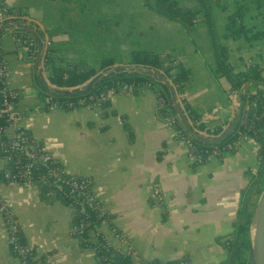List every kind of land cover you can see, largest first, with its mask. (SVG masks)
I'll return each instance as SVG.
<instances>
[{
  "label": "crops",
  "instance_id": "crops-1",
  "mask_svg": "<svg viewBox=\"0 0 264 264\" xmlns=\"http://www.w3.org/2000/svg\"><path fill=\"white\" fill-rule=\"evenodd\" d=\"M172 1L191 9V22L169 15L156 0H0L28 14L27 20L8 23V32L0 25V56L13 68L10 86L20 94L15 109L25 113L24 130L70 172L93 177L110 223L129 234L141 259L187 256L190 264H223L229 253L225 241L235 237L242 205L248 201L251 210L264 185L258 142H242L221 158L194 165L165 125L167 111L157 109L153 91L116 95L101 109H47L58 86L42 65L45 40L52 41L56 66L92 67L98 74L103 60L134 67L132 53L143 51L176 59L184 71V105L190 113L177 102L173 106L169 94L171 107L185 116L183 124L195 130L194 115L220 136L239 105L240 95H231L234 76L255 66L261 80H250L248 92L264 96V0ZM239 8L250 30L232 35L228 19ZM13 29L33 36L34 59L15 42ZM219 61L227 64L226 71L217 69ZM154 185L164 194L161 206L151 205ZM0 192L13 200L35 254L47 253L56 264H100L69 234L72 217L63 201L14 182L0 181ZM0 264H18L1 217Z\"/></svg>",
  "mask_w": 264,
  "mask_h": 264
},
{
  "label": "built area",
  "instance_id": "built-area-1",
  "mask_svg": "<svg viewBox=\"0 0 264 264\" xmlns=\"http://www.w3.org/2000/svg\"><path fill=\"white\" fill-rule=\"evenodd\" d=\"M27 19L28 14L25 12H20L8 4L0 5V25L3 29L5 28V31H10L11 27H7L9 22ZM13 38L18 45L27 47L29 58L36 57V41L29 32L24 29H13ZM44 45L42 65L48 70V61L53 55L52 41L47 39ZM76 67L82 66L72 64L65 66L68 69ZM177 68V60L168 56L160 60V66L155 70L165 78L175 94L176 102L185 111L184 80L175 79ZM168 69H170L169 72L166 71ZM12 74L13 68L0 56V109L5 121L4 124H0V181L35 187L43 196L63 201L72 217L69 234L79 239L100 264H121L115 260L114 255L126 259V264H190L191 260L187 256L171 261H147L140 258L129 234L110 223L107 206L95 191L93 177L70 172L42 141L24 130L22 120L25 118V113L15 109L20 94L18 90L10 86ZM241 85L235 87L231 95L245 94L248 97L250 94L248 89L241 88ZM58 88L71 89L72 87ZM147 91L155 93L157 109L167 111L163 118L164 123L171 129L176 143L184 148L186 158L194 165L207 164L214 158H221L225 152L234 150L242 142H257L259 116L251 112L250 101L246 100L244 104L242 103L239 128L234 129L228 136V140L224 143L206 145L195 141L185 130L177 114L170 110L169 92H166L162 83L151 78L116 80L104 88L76 94L73 98L50 97L47 100V109L77 110L81 107L101 109L116 95L144 94ZM194 122L200 123L205 120L196 118ZM10 129L12 131H9ZM195 130L205 136L215 137L213 134L206 133L205 130ZM164 199L161 189L154 185L151 205L161 206ZM0 217L6 232L7 245L18 264H56L50 260L49 254L38 256L34 253L24 239L23 227L16 216L13 200L1 192ZM103 225L107 226V230L98 229ZM232 240V238L226 239L227 248ZM102 249L111 253L102 252Z\"/></svg>",
  "mask_w": 264,
  "mask_h": 264
},
{
  "label": "trees",
  "instance_id": "trees-1",
  "mask_svg": "<svg viewBox=\"0 0 264 264\" xmlns=\"http://www.w3.org/2000/svg\"><path fill=\"white\" fill-rule=\"evenodd\" d=\"M202 2L206 0H200ZM156 5L159 8H162L166 13L169 15H172L176 18H179L183 21L191 22L193 19V12L189 8H182L178 6L174 1L172 0H156ZM242 15H243V8H239L236 12H234L228 19L227 29L230 31L232 35L240 34V33H247L249 28H246V26L242 23ZM208 17V16H207ZM209 20V18H207ZM254 36H259V34H254ZM225 57V55H224ZM131 64L135 66H142L146 68L156 69L160 66V59L156 57L155 55L148 54L143 51H134L131 56ZM113 65L112 59H105L100 63L99 70L104 71L108 68H110ZM48 73H49V80L51 83L57 85L58 87H77L85 82H87L92 77L96 76L97 70L92 67H76L73 69L68 68H62L60 66H56L52 59L48 61ZM217 69L220 71H226L228 69L227 64L223 63L222 61L217 63ZM167 72L170 71V69L166 70ZM66 73V77H64V74ZM149 78L147 75H144L139 72H120L117 73L111 77L107 78H100L96 80L93 85L87 90V91H95L101 88H104L108 86L111 82L116 80H141ZM181 79L184 80V71L179 67L177 68V73L175 76V79ZM236 87L239 86L242 82L253 80V81H259L261 80V74L260 71L254 66L252 68L247 69L246 71L237 74V76H234ZM164 86V85H163ZM164 89L166 92H168L167 88L164 86ZM76 94H68V95H62L57 94L53 97H59V98H73ZM64 96V97H63ZM242 103L246 100L250 101L252 107L251 112L255 115L259 116V121L257 122V126L259 128L258 136H257V142L260 144L259 149L264 150V124H263V115H264V96H261L260 94H248V97L243 94L241 95ZM184 109L187 113H190L186 110V107L184 105ZM197 118V116L192 115V120L194 121ZM4 118L2 116V112L0 109V124H4ZM193 126L197 130H205V127L203 123H193ZM235 128H239V121ZM206 133H212L213 135L219 134L220 130H205ZM228 140V137L225 138L222 142L224 143ZM196 141V140H195ZM199 142V141H197ZM202 143V142H199ZM205 144V143H204ZM206 145H210L209 143H206ZM264 162V155L263 159L260 160V163ZM242 218L236 225L235 230V237L230 242L228 247V259L224 261L223 264H248V242H247V229L251 218V212L248 209V211L244 214L242 210ZM102 252H106L107 254H110V251H107L105 249H102ZM115 260L121 264H126V259L114 255Z\"/></svg>",
  "mask_w": 264,
  "mask_h": 264
},
{
  "label": "water",
  "instance_id": "water-1",
  "mask_svg": "<svg viewBox=\"0 0 264 264\" xmlns=\"http://www.w3.org/2000/svg\"><path fill=\"white\" fill-rule=\"evenodd\" d=\"M2 28L3 26L1 25V29ZM120 72H139L144 75H147L149 78L155 81H158L159 83H162L168 89V92L172 98L173 106H175L176 104L175 94L172 91L171 87L168 85V83L165 81V78L155 69L146 68L142 66H134V67L111 66L110 68L102 71L100 74H97L96 76L92 77L84 84L80 85V87H72L71 89L58 88L55 90L58 94H62V95L82 94L86 92L96 80L100 78L111 77ZM248 82H250V80L246 81L244 84L241 83L242 85L240 84L241 85L240 87L248 89ZM241 105H242V100L240 95L239 105H237L234 109V115L232 117V121L220 136H215V137H208L205 135L198 136L199 133L193 130L190 125L183 124V122H185V116L179 109H177L176 107L175 109L171 107L170 110L177 113V116L179 117L183 127L194 140L202 142L203 144L204 143L214 144V143L222 142L234 131L240 119ZM259 154L261 155L260 159H263L264 150L263 149L259 150ZM242 210L244 214L248 211V201L244 202V204L242 205ZM250 212H251V218L247 229L248 264H264V185ZM254 222L257 223L256 231H255L256 243H254L250 235L251 227Z\"/></svg>",
  "mask_w": 264,
  "mask_h": 264
},
{
  "label": "bare ground",
  "instance_id": "bare-ground-1",
  "mask_svg": "<svg viewBox=\"0 0 264 264\" xmlns=\"http://www.w3.org/2000/svg\"><path fill=\"white\" fill-rule=\"evenodd\" d=\"M256 226H257V223L254 222L252 224L251 231H250L251 239L254 241V243H256V235H255Z\"/></svg>",
  "mask_w": 264,
  "mask_h": 264
},
{
  "label": "rangeland",
  "instance_id": "rangeland-1",
  "mask_svg": "<svg viewBox=\"0 0 264 264\" xmlns=\"http://www.w3.org/2000/svg\"><path fill=\"white\" fill-rule=\"evenodd\" d=\"M7 38H10V35H8Z\"/></svg>",
  "mask_w": 264,
  "mask_h": 264
}]
</instances>
